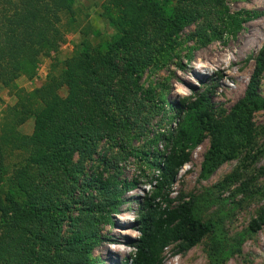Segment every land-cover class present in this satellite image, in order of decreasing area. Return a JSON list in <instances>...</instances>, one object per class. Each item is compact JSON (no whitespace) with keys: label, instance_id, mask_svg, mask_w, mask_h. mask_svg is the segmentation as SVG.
<instances>
[{"label":"trees","instance_id":"16d2710c","mask_svg":"<svg viewBox=\"0 0 264 264\" xmlns=\"http://www.w3.org/2000/svg\"><path fill=\"white\" fill-rule=\"evenodd\" d=\"M75 1L0 0V84L16 98L0 123V156L6 151L25 156L14 186L0 183V264H95L99 225L108 211H118L123 190L136 185L108 173L118 169L129 142L145 137L166 105L143 86L144 71L191 25L200 27L188 38L205 44L235 36L246 21L240 13L231 14L226 0H176L170 13L158 0H110L105 15L117 32L113 41L106 47L84 42L60 71L54 65L44 84L29 93L21 90L20 77L32 79L41 57L58 52L65 41L63 22L65 17L68 26L75 22ZM263 73L264 45L245 97L229 113L213 115L207 93L184 101L180 112L194 118L201 134L211 135L202 178L251 144L253 115L264 108L259 94ZM31 119L33 132L22 133ZM176 133L155 132L136 149L155 173V191L139 218L134 251L123 264H164L170 247L186 253L215 231L214 224L197 215L194 196L170 198L179 171L190 160L186 142ZM101 143L107 145L102 155ZM263 227L264 210L251 221L249 232ZM225 257L215 244L209 264H222Z\"/></svg>","mask_w":264,"mask_h":264},{"label":"rangeland","instance_id":"374dc122","mask_svg":"<svg viewBox=\"0 0 264 264\" xmlns=\"http://www.w3.org/2000/svg\"><path fill=\"white\" fill-rule=\"evenodd\" d=\"M110 0H76L75 22L69 25L65 17L67 32L65 41L56 53L42 56L36 75L30 79L20 77L18 87L32 92L47 80L52 68H63L64 61L71 57L84 42L106 47L117 35L105 15ZM231 14L240 13L246 21L238 33L213 39L205 44L192 41L200 24L191 25L180 33L173 47L148 67L142 76L145 88H152L166 105L151 121L146 136L129 142V150L120 156L116 166L108 174L118 180L136 183L123 190L118 211H108L99 225L100 241L92 254L95 264H123L133 251L139 238V218L144 205L155 191L154 171L138 157L136 149L146 145L153 133L173 129L178 139L187 144L189 162L179 171L170 192V198L195 197L197 215L204 222H211L215 231L193 249L177 254L175 246L165 254L164 264H209V254L219 244L226 256L222 264H264V227L256 234L249 232V225L264 210V108L253 115L254 134L250 145L241 148L236 157L222 164L208 178H202V167L209 153L211 135L201 134L189 113H182L185 100L194 101L207 93L208 106L213 115L224 116L242 100L255 72L256 58L264 45V0H226ZM162 9L170 13L176 0H158ZM66 95V91L62 92ZM260 97L264 100V73L261 75ZM0 123L9 106L16 98L0 84ZM161 106V105H160ZM162 107V106H161ZM34 120H29L20 131L31 134ZM187 131V135L181 132ZM107 145L101 143L100 154ZM116 151L108 154L112 158ZM25 156L19 152L6 151L0 156L2 180L5 188L15 183L17 170ZM98 155L95 156V159ZM98 165V164H97ZM92 174L90 165H87ZM101 170H103L101 168ZM100 172V170H98ZM105 174V176H108ZM236 174L232 182L223 183L229 175ZM73 215H77L74 213Z\"/></svg>","mask_w":264,"mask_h":264}]
</instances>
